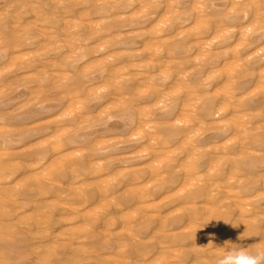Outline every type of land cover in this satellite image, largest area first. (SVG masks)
I'll list each match as a JSON object with an SVG mask.
<instances>
[{
  "label": "bare ground",
  "instance_id": "obj_1",
  "mask_svg": "<svg viewBox=\"0 0 264 264\" xmlns=\"http://www.w3.org/2000/svg\"><path fill=\"white\" fill-rule=\"evenodd\" d=\"M231 243L264 248V0H0V264Z\"/></svg>",
  "mask_w": 264,
  "mask_h": 264
},
{
  "label": "clouds",
  "instance_id": "obj_2",
  "mask_svg": "<svg viewBox=\"0 0 264 264\" xmlns=\"http://www.w3.org/2000/svg\"><path fill=\"white\" fill-rule=\"evenodd\" d=\"M231 245L225 247L223 253L215 257L214 264H264V248L251 251L237 243Z\"/></svg>",
  "mask_w": 264,
  "mask_h": 264
}]
</instances>
